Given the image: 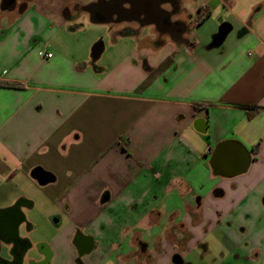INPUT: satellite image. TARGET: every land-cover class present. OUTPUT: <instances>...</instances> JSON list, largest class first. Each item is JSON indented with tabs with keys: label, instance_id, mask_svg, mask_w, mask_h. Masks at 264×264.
Segmentation results:
<instances>
[{
	"label": "crops",
	"instance_id": "crops-1",
	"mask_svg": "<svg viewBox=\"0 0 264 264\" xmlns=\"http://www.w3.org/2000/svg\"><path fill=\"white\" fill-rule=\"evenodd\" d=\"M109 1L2 9L0 264H184L214 232L264 264V0L160 5L179 35ZM78 10L114 27L111 51L68 26ZM227 140L250 151L244 173H214Z\"/></svg>",
	"mask_w": 264,
	"mask_h": 264
},
{
	"label": "water",
	"instance_id": "water-1",
	"mask_svg": "<svg viewBox=\"0 0 264 264\" xmlns=\"http://www.w3.org/2000/svg\"><path fill=\"white\" fill-rule=\"evenodd\" d=\"M117 2L118 4L121 3L120 0H117ZM159 7L160 4H158L156 8L158 9ZM118 9H120L119 5ZM123 9L127 10L126 8L122 7L121 10ZM230 30L231 27H228L226 24H223L214 39V44H222ZM103 47L104 44L102 41L96 42L92 49L93 56H98L101 53ZM250 163V151L241 142L237 140H227L221 142L219 145H217L211 157V166L214 173L223 176H233L244 173L245 171H247ZM40 177L41 179H48V174L40 173ZM87 240L91 241L90 245H87ZM83 241L85 247H83L80 242H78L81 253L90 252L93 247L92 238L85 237ZM174 262H176L177 264H181L183 262V259L180 255H176L174 257Z\"/></svg>",
	"mask_w": 264,
	"mask_h": 264
},
{
	"label": "rangeland",
	"instance_id": "rangeland-1",
	"mask_svg": "<svg viewBox=\"0 0 264 264\" xmlns=\"http://www.w3.org/2000/svg\"><path fill=\"white\" fill-rule=\"evenodd\" d=\"M53 1L55 2L56 0ZM58 2L61 3V0H58ZM3 7L4 4L2 0H0V14ZM75 14L76 15L73 17H76L75 20L73 22L70 20L67 23L69 27L74 26L76 20L78 19L83 23V25H85L84 27H81L83 34L91 33L93 29H97L98 32L96 34H99L98 41H102L104 43L106 52L111 51L114 48L116 39L115 36L110 32L114 27L104 24H93L91 18L88 17V14L79 10L76 11ZM95 43H93L92 47L95 45ZM232 257L233 255H230V249L228 248V245L221 239V235L214 232L213 234L209 235L206 242L203 243V245L199 247L196 252H194L193 256L190 258L186 257L184 264H191V262L194 261L193 259H195L194 264H241L238 262V260H232ZM108 264L113 263L110 262Z\"/></svg>",
	"mask_w": 264,
	"mask_h": 264
},
{
	"label": "flooded vegetation",
	"instance_id": "flooded-vegetation-1",
	"mask_svg": "<svg viewBox=\"0 0 264 264\" xmlns=\"http://www.w3.org/2000/svg\"><path fill=\"white\" fill-rule=\"evenodd\" d=\"M3 4L5 5V8H9L11 10H16L18 12L23 11L28 2L30 0H2ZM133 3L138 5V8L142 9L140 10L139 14V9L136 11V14L138 13V21L142 23L150 22V21H156L158 23L157 31L160 33L164 32H169L171 34H181L183 30L186 29V26L183 23L180 22H172L171 21V14L170 10L164 11L161 14H157L156 7L158 4H160L162 7L165 9H169V7H173L175 5V0H130ZM142 1V2H141ZM110 5L116 10H118V2L117 0H110L109 1ZM134 12V11H133ZM107 11L106 10H95L96 18H99V16L107 18L106 15ZM117 19L123 18L122 13L117 12ZM126 13V12H124ZM127 14V13H126ZM132 14V12H131ZM106 15V16H105ZM159 15V16H158ZM176 255H180L179 253H176ZM174 261V258H173ZM177 264L176 262H174Z\"/></svg>",
	"mask_w": 264,
	"mask_h": 264
},
{
	"label": "built area",
	"instance_id": "built-area-1",
	"mask_svg": "<svg viewBox=\"0 0 264 264\" xmlns=\"http://www.w3.org/2000/svg\"><path fill=\"white\" fill-rule=\"evenodd\" d=\"M202 10H203V11H206V10H207V6L204 5V6L202 7ZM52 56H53V53H52V52L45 53V57H52Z\"/></svg>",
	"mask_w": 264,
	"mask_h": 264
},
{
	"label": "trees",
	"instance_id": "trees-1",
	"mask_svg": "<svg viewBox=\"0 0 264 264\" xmlns=\"http://www.w3.org/2000/svg\"><path fill=\"white\" fill-rule=\"evenodd\" d=\"M144 246H145V245L143 244V245H142V248H141V251H143V252L145 251V248H143Z\"/></svg>",
	"mask_w": 264,
	"mask_h": 264
}]
</instances>
